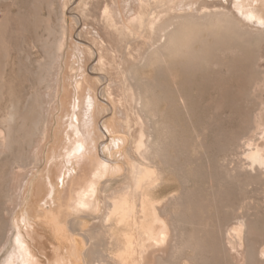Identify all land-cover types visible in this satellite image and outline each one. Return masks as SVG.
<instances>
[{
	"label": "rangeland",
	"instance_id": "obj_1",
	"mask_svg": "<svg viewBox=\"0 0 264 264\" xmlns=\"http://www.w3.org/2000/svg\"><path fill=\"white\" fill-rule=\"evenodd\" d=\"M100 1L89 0L88 7L84 8L80 0H0V264L6 256L8 260L13 249L17 250L15 237L33 245L42 256L29 232V228L33 231L36 225L38 231L35 230L46 232L53 244L59 243V247L64 248L67 242L59 232L55 236L43 221L48 210L45 205L59 195L62 182L65 183V178L62 182V177L58 179L53 166L57 160L60 116L71 102L75 108L74 118L77 113V93L74 87L64 83L65 63L66 60L69 62L72 53L82 62L80 47L77 48L74 38L77 34L90 40L92 33L99 30L94 19L98 18L100 7L105 3L112 5L116 13L121 10L118 14L127 21L137 5L136 0ZM192 1L196 4L190 6ZM199 1L178 0L172 3V13L193 11ZM221 1L212 2L218 3L216 8L219 10H230L235 6L234 10L242 14H239L242 20L245 19L241 12L245 7L242 10L237 4ZM202 9L212 10L214 6L208 4ZM81 11L84 19L77 28L78 24L71 18ZM62 14L66 35L60 90L49 114L40 121L37 117L40 111L38 99L45 96L46 101L51 97L46 93L52 78L51 72L41 66L50 62L53 46L61 39ZM251 19L244 22L257 26L254 18ZM182 24L185 26V23L177 25L182 28L177 31L180 39L178 35L174 38L178 41L172 44L171 51L158 56L151 54L145 57L143 64H134L132 60L145 48L143 42L147 37L137 36L135 45L122 43L123 58L126 56L121 62L123 69H132L133 81H141L144 85L141 113L144 121L149 122L147 125L151 127L153 140L159 143L155 142L154 147L161 153L160 156L154 148L148 155L151 158L144 160L155 164L161 173L146 192V201L162 206L164 215L172 217L176 227V246L170 264H264V175L256 169L252 172L250 164H238L243 161L242 151L252 133H256L252 138L254 143L264 139V36L242 33L232 26L208 23H194L196 26L188 23L187 26L186 23L187 27H182ZM102 34L99 33L100 39L106 42ZM141 45L143 48H139ZM96 65L95 59L92 66ZM40 75H44L45 80L38 79ZM66 88L73 91L69 97ZM126 98L125 105L129 110L132 99ZM101 99L108 106L110 101L106 94ZM132 109L134 111V107ZM8 111L13 115L11 122ZM114 116H117L115 110L101 114L104 135L99 149L116 169L112 168L99 183L95 196L97 204L94 202L84 216L67 215V224L75 235L94 237V243L84 244L80 250L87 251L84 252L86 261L93 259L96 264L110 261L116 248L107 239L105 233L108 229L105 226L91 229V223L95 216V219L99 218L106 212L105 203L111 194L122 190L123 184L131 183L132 161L126 156L131 141L129 136L124 141L121 137L117 140L118 134L113 131ZM257 116H262L263 120L260 118L262 124L255 131L253 122ZM35 120L40 122L34 124ZM38 182L41 186L50 183L49 193L45 195L49 196L46 197L48 200L37 194ZM42 200L43 204L40 203ZM240 217L250 224L246 232L237 227V218ZM225 233H229L228 239Z\"/></svg>",
	"mask_w": 264,
	"mask_h": 264
},
{
	"label": "bare ground",
	"instance_id": "obj_2",
	"mask_svg": "<svg viewBox=\"0 0 264 264\" xmlns=\"http://www.w3.org/2000/svg\"><path fill=\"white\" fill-rule=\"evenodd\" d=\"M111 1L113 2V0ZM177 1L178 0H136L137 5L133 7L127 21H123L122 14H120L121 16L118 14L121 10L116 13L115 7L112 5L109 6L105 3L103 7H100L98 10L99 15H96L98 18H93L99 26V30H96L94 33H92L93 31L91 32V39L86 40L76 34L74 42L76 43L77 48L78 46L80 47L78 49L80 50L79 52L82 64L80 63L77 55L75 56L72 53V57L69 58L70 60L68 59L69 62L66 60L67 63H65V65L67 64V71L65 76L66 82L64 83L70 88L74 87V92L77 93V105L74 103L77 107V113H75L74 118L73 114L75 108L71 102L65 106L64 111L60 116L62 124L57 145V160L56 164L53 165L58 173V179L62 177V180H60L61 178L59 179L62 182L65 178V183L62 182L61 193L59 192L58 196H54V198L52 200L50 199L47 205H45L48 206V210L45 215L46 219L43 220L44 223H47L49 227H51L54 235L56 232H59V235H62L63 238L66 239V246L64 245V248L63 246L59 247L57 238H55V240L58 245L50 242L46 232H37L38 230L36 225L34 226L35 228L33 227V231L35 232L31 231L29 228V232H31V234L29 232L28 233L30 234L31 239L34 238L36 241L38 247L36 248L39 249L42 256L38 255L37 251L32 247L33 245H28L27 242H20L18 237H15L17 250L15 248V251L13 249L14 252L12 251L10 255H8L9 253L6 254L8 255V260L6 261V256V262L4 261L3 264H96L93 259L86 261L84 258L85 251L80 250V247L84 246V244L88 245L91 244V242L94 243L92 240L94 237L92 236L91 238L90 235L84 234V239L81 236L75 235L72 232L73 228H70L67 224V221H69L67 219V215L72 213L84 216V212L90 210V206L95 202V196L99 183H102L105 180L113 168L109 162L110 159L108 160L107 157L105 158L103 156L104 154H102L103 152L99 149V146L101 148L102 138L104 135L101 127V114L103 112L108 113L111 110H115L117 113V116H114L116 120L113 123V131L118 134L117 140L121 137L124 141L126 136H129L131 141L128 145L129 152L126 150V156H128L132 161L130 165L131 183L123 184L124 187L122 190L115 191L111 194L110 200L105 203L106 212H104V214L99 218L95 219L96 216L94 217V220L91 223V229L95 226L97 228L105 226V228L108 229V232L105 233L108 235L107 239L112 245H114V248H116L114 249V254L110 261H106L105 264L172 263H169V261L172 257L173 248L176 246V227L172 222V217L170 218L164 215L162 206L155 205L153 203L149 204V202L147 203L146 201V198H148L146 196V192L152 186L151 184L156 182V179L161 173L155 164L148 163L149 161L144 162V160L151 158V156L148 155L154 148H156L154 147L155 142L157 144L159 143L155 139V141L153 140L152 130L150 129L151 127L147 125L149 122L147 121V123L146 120L144 121L142 116L143 112L141 113L144 105V85L140 83L141 81H133V78L135 79V75L131 73L132 69L130 71L125 67L126 71L123 69V63L121 62L126 56L123 58L122 45L125 42V44L128 45H135L137 36L139 38L142 36L144 37V35L147 37L144 39V42L142 41L143 39H138L140 42H143V45L146 43V45H144L145 48H143L142 45L141 47L139 46V48H143V51L138 52V54L133 57V60L130 57L134 64L139 65L143 62L145 57H148L151 54H156L157 56L163 55V53H167L165 51L172 49V44L178 41L174 38L177 35L179 38L180 35V32L178 33L177 31H181L180 29H182L180 26H177L180 23H185V26L184 24L181 25L182 27H187L189 24L193 26L194 23L196 25L208 23L212 25L218 24L224 27L232 26L237 31L242 33H250L253 35H260L262 37L264 36V0H227L232 2L234 5L237 4L236 6H240L242 10L243 7H247L249 10L248 12H244L245 8L243 11H241L238 7L237 8L244 13V20L254 18V22L257 26L247 24V20L244 22V20H242L239 16V14L241 16L242 14L234 10L235 6H233V9L230 10H219L216 8L218 3L212 2L213 0L199 1V6L195 7L196 9L193 11L182 12L180 10L181 12L177 11V13H172V3ZM88 2L89 0H80V4H83L85 6L84 8H86V5L88 7ZM193 3L195 2L192 1L190 6H193ZM207 3L214 6V9L203 10L202 8L208 7ZM98 4L101 5L99 2ZM83 5L80 6L83 7ZM116 6L119 7V5ZM89 7L91 8V6ZM62 15L61 39L57 41L55 46H53L54 51H52L50 62L45 64V66H41L44 67L46 72H51L50 75L52 78L50 79L51 81L49 80L51 82L50 84L47 82L50 88L46 93L50 94L51 97L44 101L45 96L43 94V99L41 97L38 99L39 103L37 105H39L40 111L37 114V117L39 120L41 119L40 121L43 120L42 118H44L45 114H49V110L52 109L51 107L54 104L60 90L62 73L61 59L64 53L63 49L65 48L64 45L66 35L64 14ZM71 19L78 24V28L84 19V14L82 11L81 13H74ZM87 20H89V18ZM101 32L103 33L102 35H105L107 40L106 42L105 40L100 39L99 33ZM140 42H137V45L140 44ZM95 59L97 65L92 66V62H94ZM259 62L261 64L260 60ZM79 63L81 66H79ZM38 79L45 80V76L40 75ZM71 92L69 89L67 90L68 97ZM105 94L110 101V103L107 104L108 106L104 105L106 102L103 101L104 99H101V97L105 96ZM127 96L132 99L129 110L125 105V102H128L126 98ZM37 98L39 97L37 96ZM132 107H134V111ZM8 116V120L11 122L13 118L11 111ZM258 116L253 122L254 130L259 129L262 124L260 120L262 116L259 118ZM39 120H35L34 124L39 123ZM43 122H45V120ZM145 123L147 126H144ZM76 124L78 126H76ZM40 126L42 127V125ZM10 132L11 131H9V133ZM255 134L256 133H252V136L248 137L247 145L242 151L243 161L238 164L241 166H244V164H250L252 172L256 169L259 174L264 175V139H262L260 143H254V139L252 138ZM262 138H264V134H262ZM155 151L157 154H161L160 152H157V148ZM66 162L67 165H70V167H67L65 164ZM53 175H55V173ZM49 184L44 183L42 186L39 184L38 190L36 188L37 194H42V196L45 197L46 193L48 194V190L51 188ZM19 188L21 189V187ZM46 197L49 196L47 195ZM46 197L44 200L49 199ZM40 203L43 204V200ZM95 204H97V201ZM42 208L43 206L41 205V209ZM38 217L39 216H37V218ZM237 219V227L241 231H248L250 224L247 219L242 217ZM11 230L13 231V229ZM228 234L225 233L227 239L229 238ZM233 236L234 234L232 233V237ZM93 251L94 249L92 248L91 253Z\"/></svg>",
	"mask_w": 264,
	"mask_h": 264
}]
</instances>
